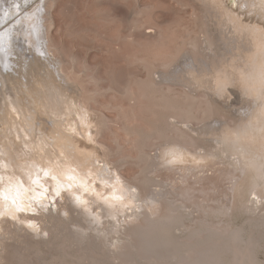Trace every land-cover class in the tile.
Here are the masks:
<instances>
[{
	"label": "bare ground",
	"instance_id": "1",
	"mask_svg": "<svg viewBox=\"0 0 264 264\" xmlns=\"http://www.w3.org/2000/svg\"><path fill=\"white\" fill-rule=\"evenodd\" d=\"M50 1L0 0V264H21L50 245L61 248L64 259L72 256L74 250L70 248L76 245L77 257L71 258L74 264H100L104 263L105 243L110 249L134 238L149 252L167 250L174 258L181 248L197 254L193 264H220L223 259L220 261V251L213 244L217 235L204 237L199 231L201 238L185 243L176 238L175 231L184 225L174 213L188 210L186 213L192 214L195 211L190 206L182 204L169 210L164 218H152L150 203L157 204L163 196L171 200L169 192L163 191L168 184H156L143 176L140 182L146 191L141 194L136 185L117 172L107 153L94 148L93 125L83 103V89L62 71L61 52L48 40L45 16L50 13ZM196 1L224 48H208L216 57L199 60L190 53L181 55L172 70L155 71L151 81L168 90L180 87L185 96V88L202 91L213 109H197L204 114L203 125L193 123L198 117L180 107L169 115L175 121L167 118V130L174 134L163 136L157 158H148L144 171L148 174L155 167L175 163L192 164L186 170L201 169L208 162L214 163L215 158L225 157L228 162L234 158L228 163L231 177L236 176V166L241 173V184L234 191L241 196L248 214L261 213L264 0ZM141 15V11L136 12V16ZM133 18L131 30L138 28V22L144 25L141 19ZM233 90L242 98L235 107L228 103ZM233 111H242V115L233 117ZM241 190L248 195L245 197ZM64 200L70 206L63 205ZM142 214L145 224L139 222L132 228L131 223ZM249 230L247 241L245 228L231 231L230 242H244L245 246L226 245L224 251L229 249L233 254L229 264H258L252 241L255 230ZM94 243L98 250L93 248Z\"/></svg>",
	"mask_w": 264,
	"mask_h": 264
},
{
	"label": "rangeland",
	"instance_id": "2",
	"mask_svg": "<svg viewBox=\"0 0 264 264\" xmlns=\"http://www.w3.org/2000/svg\"><path fill=\"white\" fill-rule=\"evenodd\" d=\"M51 1L47 10L50 16H45L50 19H45V24L51 27L47 32L48 40L61 52L62 71L70 79H76L83 89V103L93 125L94 148L107 153L108 160L117 166V172L127 182L136 185L141 194L146 191L145 185L140 182L143 176L156 184L164 182L173 187L172 190L168 186L163 189L169 192L171 200L163 196L158 200V205L150 203L156 215L152 218H164L169 210L182 204L195 211L192 214L186 213L188 210L174 213L184 225L175 231L179 242L196 241L201 238L198 237L199 231L204 237L211 233L217 235L216 241H213L214 247L217 245L220 251L221 263L229 264L233 261V254L231 250L228 252L229 249H226L227 253L224 251L226 245L227 248L245 246L244 242H230L232 232L245 228L244 241H247V233L253 229L256 236L252 240L256 250L255 262L264 264V210L250 215L243 208L241 196L234 191L235 186L241 184L239 166H236L234 178L228 170L234 158L230 162L225 157L215 158L214 163L208 162L202 170H186L192 168V164L175 163L155 167L148 173L149 176L145 172L148 158H157L163 136L174 134L167 130L169 115L177 113L180 107L198 117L193 123L203 125L204 114L197 109H213V105L203 98L202 91L191 92L185 88L188 93L185 96L180 87L168 90L164 86L153 85L151 81L155 71L172 70V64H176L181 55L190 53L195 60H199L216 57L208 48H224L214 25L206 19L202 6L196 0ZM139 11L142 15L136 16ZM133 17L141 19L144 25L138 22V28L131 30ZM241 99L236 90L230 91L228 103L235 107L241 104ZM232 115L238 118L242 111H233ZM219 118L223 119L222 116ZM153 188L159 190V187ZM62 204L70 206L68 200ZM76 215L73 214L74 217ZM143 216L137 218L138 222L131 223L133 227L131 224L128 227H137L139 222L144 225L146 217ZM134 239L120 242L121 245L110 249L105 243L104 261H101L104 263L100 264H193L197 257V254L181 248L176 258L169 257L167 250L152 249L149 252L137 238ZM96 245L94 243L92 246L98 250ZM50 246L37 257H29L30 261L26 260L28 263L24 261L21 264H74L71 258L75 260L77 257L76 245L70 248V251L74 250L71 251L72 256H68L70 259H64L61 248ZM96 258L101 259L100 256Z\"/></svg>",
	"mask_w": 264,
	"mask_h": 264
},
{
	"label": "snow or ice",
	"instance_id": "3",
	"mask_svg": "<svg viewBox=\"0 0 264 264\" xmlns=\"http://www.w3.org/2000/svg\"><path fill=\"white\" fill-rule=\"evenodd\" d=\"M45 175H47V173H45Z\"/></svg>",
	"mask_w": 264,
	"mask_h": 264
}]
</instances>
